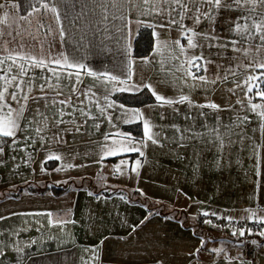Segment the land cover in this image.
<instances>
[{
	"label": "crops",
	"instance_id": "0c3cea01",
	"mask_svg": "<svg viewBox=\"0 0 264 264\" xmlns=\"http://www.w3.org/2000/svg\"><path fill=\"white\" fill-rule=\"evenodd\" d=\"M45 2L49 7L57 4L59 22L56 15L37 0H31L34 8L29 7V0H0V59L15 58L18 54L47 58L50 51L56 55L79 48L78 54L85 56L86 62L97 69L101 65L112 68L121 62L120 49L109 38L112 24L120 23L111 19L112 13L119 14L117 8L108 5L109 19L103 21L102 9L94 0ZM184 2L190 9L184 24L209 37L202 41L203 47L190 49L189 54L193 51L195 54L210 53L204 56L211 61L207 64V72L201 71L199 75L215 81L195 88L190 95L197 105L215 103L219 109L165 105L161 117L155 109L159 104L148 88L117 93L111 99L118 105L136 109L152 126L157 124L153 131L159 133L160 144L147 142L143 157L138 153H127L102 159L101 145L106 133L130 131L136 139H142L143 122L125 124L118 118L122 111L119 107L106 110L112 123L100 117L95 105L81 94L92 83L89 77L85 76L78 91L71 94L63 87L60 90L46 87L41 91L34 85L31 93L35 98L44 99L35 100L31 112L33 123H29L28 131L16 134L17 148L36 147L38 144L29 146L28 143L44 138L43 141L51 143L56 150L78 149L74 140L67 147L59 142L66 137V132L73 139L83 136L86 140L82 142L81 157L58 154L60 159L38 161L36 164L42 167L34 169L31 179L35 181L13 187L19 189V194L33 195L35 204L0 215V264H264V235L260 234L264 232V223L257 222L264 220V129L249 104L251 100V103L264 105V99L256 96V87L248 93V85L243 83L247 76L259 77L250 83L264 91V68L258 67L264 64V44L255 30L243 41L229 30L235 27L234 21L241 16L239 12L235 14L233 9L221 6L215 22L201 18V23L194 25L188 18L193 15L189 5L191 0ZM227 2L229 0H225ZM85 4L87 7H83ZM135 4L139 6L128 4L121 9L126 10L131 21V58L135 63L130 83L162 84V91L157 93L176 97L179 91L172 92L171 87L158 79V65L142 63L144 57L136 55L134 49L140 32L146 28L144 24H164L155 29L158 37L153 36L154 45L157 39L169 43L181 39L178 26L167 23L171 19L169 13L175 15V5L159 3L157 8L163 9L159 15L142 16L139 15L143 7L140 0H135ZM200 11H208V5ZM262 13L264 8L259 5L251 12L243 11L242 16L249 17L246 24L251 25L258 22ZM137 19L143 23H135ZM106 25L108 31H105ZM61 28L67 43L61 41ZM233 40L237 41L235 45L231 43ZM181 43L186 45L187 42L181 39ZM233 53H239L236 59ZM151 54L152 51L145 57ZM152 59L156 57L152 56ZM11 63V59L6 60V65ZM35 74L38 75L39 70ZM94 91L98 94V103L103 106L100 89ZM184 91L188 92L187 89ZM69 95L72 105L86 110L91 108L98 119L93 121L76 112L63 116L65 123L57 124L58 117L45 107V103L51 105L53 101L68 100ZM138 98L144 103L134 105L133 101ZM150 98L152 101L148 100ZM7 101L11 105L10 96ZM54 107L64 106L57 103ZM37 108L48 117L46 125L44 116L37 114ZM65 111L72 112L73 109L67 107ZM94 123L100 125L99 129L92 127ZM138 125L142 128L140 138L134 135ZM173 125L181 130L192 128L197 133L209 135L192 138L189 132L186 134L189 139L173 142L171 137L180 136ZM36 128L43 129L45 135L34 131ZM213 128H218L222 147ZM31 131L39 136L29 137L27 133ZM6 141L3 149L14 145L12 138H6ZM24 158L27 156L21 157ZM137 158L141 159L138 176L131 172ZM123 159L128 160L127 165H120ZM49 160L52 165L48 166ZM117 165L123 174L115 172ZM57 168L61 170L57 171ZM53 188L60 191L55 192ZM45 213H51L53 221L69 222L63 227L53 226L48 223V217L41 215ZM248 221L254 224L249 229L251 234L249 230L243 231V235L241 231L233 234L231 225ZM245 246L258 250L255 261L246 256ZM97 247L98 258H93L88 249Z\"/></svg>",
	"mask_w": 264,
	"mask_h": 264
},
{
	"label": "snow or ice",
	"instance_id": "6c2138e0",
	"mask_svg": "<svg viewBox=\"0 0 264 264\" xmlns=\"http://www.w3.org/2000/svg\"><path fill=\"white\" fill-rule=\"evenodd\" d=\"M61 3H67V0H60ZM95 3L102 9V20L108 21L109 15L107 14V7L111 5L117 8L119 14L116 12L111 14V19L113 22L119 21V24L113 23L111 27V36L109 38L114 40L115 45H117L122 54L121 62L109 68L107 65H101L99 69L86 62V57L79 55V48H73L72 51H61L60 53L53 55L51 51L48 57H34L25 56L18 54L17 57H8L5 59H0V154L3 153V145L7 142L4 138H12L13 144L16 143V134L18 132H27L28 123L21 127L20 121L22 119L27 120L25 117V109L27 106V101L29 99V94L32 91L34 85H36L41 91H44L46 87H53L60 90L62 87L67 89L69 93H76L78 91V86L83 83V78L89 77L92 83L87 85L82 95L89 101L90 104H94L100 117H105L109 123H112L111 115H106L107 109H114L119 107L122 111L120 114V119L123 120L125 124H131L136 122H143V138L136 139L133 134L129 132H118V133H106L104 135V143L101 145L102 148V159L109 156L125 155L127 153H138L139 157L144 156L143 149L147 146V142L159 145L160 141L157 139L159 133L153 131V126L149 121L145 120L143 113L136 109H126L122 104L118 105L117 102L111 99L112 96L117 93L123 92H136L142 88H148V90L155 97L159 106L163 107L165 105L171 106L174 104H186L190 108H210L213 110H218L219 105L215 103L207 104H195L191 98L190 92L197 87H202L207 83H215V81H209L207 76L199 75L201 71L207 72V64L211 63L208 61L202 53L200 54H189L190 49H196L198 47H203L202 41L209 39L208 34L205 32L197 31L192 26H187L184 24V19L187 12L190 10L189 6L184 2V0H140V5H142V10L139 15L147 16L153 13L159 15L163 9L157 8V4L163 3L169 6L175 5L173 12L169 13L171 19L167 21L168 25H176L181 31V39L186 40V45L181 43V39L176 40L174 43H169L167 41H160L157 39L152 54L149 57L141 58L144 64H155L158 65L157 75L161 83L179 91V95L176 97H165L156 92L151 83L135 84L130 83L132 80V66L135 61L131 58L132 56V44L130 40V28L129 24L131 21L128 20V15L126 10H121L125 5L132 4L134 6H139L135 4V0H94ZM42 7L48 9L56 15V19L59 22L61 17L56 3H53L51 7L45 2V0H37ZM193 6V15L188 17L193 21L194 25L201 23V18L208 20L209 22H215L216 13L219 11L221 6L227 9L240 10L251 12L257 4L264 6V0H229L225 3V0H191ZM208 5V11L201 12L200 9L205 5ZM75 6V5H73ZM29 7L34 8L35 5L29 0ZM83 7H87L85 4ZM178 9V10H177ZM83 11V8L81 9ZM31 13H29L30 15ZM67 17V12H65V18ZM179 17V19H177ZM240 19L247 20L249 17L239 16L234 21L235 27L229 30L241 37V41L249 39L250 34L253 30L258 32L259 40L261 44H264V13L261 14L258 22L251 25L241 24ZM137 24H142L143 22L139 19L135 21ZM164 24H144V27L153 29L152 35L158 37V33L155 31L157 27H163ZM105 31H108L107 25ZM139 29H137V32ZM61 41L67 43L64 38V29L61 28L60 31ZM79 43V42H78ZM89 43H93L89 41ZM233 45L237 41H231ZM234 50H236L234 48ZM152 56L156 59L153 60ZM11 59L12 63L6 65V60ZM13 67L16 71L13 72ZM258 67L264 68V64L258 65ZM195 69V71H193ZM36 70H39V74H35ZM47 70V71H45ZM31 73V74H30ZM51 75H48V74ZM176 73H180L179 76ZM226 78V77H225ZM254 79H259L255 76H247L244 78L243 83L247 84V92L251 93L253 87L257 88V95L264 99V91L259 89L258 85H253L250 81ZM67 83H63V82ZM199 81L200 83H196ZM239 87L240 84L237 83ZM99 88L100 94H102L104 99V105L101 106L96 99L98 94L94 89ZM11 89V91H9ZM184 89H187L186 93ZM11 97L12 101L20 104L19 109H13L8 103L7 98ZM44 99V97L36 98ZM23 101V103H21ZM63 105V108L56 109L55 104ZM239 103V101H238ZM251 110L256 113L260 118L261 127L264 129V105L254 104L249 101ZM46 108H50L52 114L57 116L58 119L56 123H65L63 116L74 115V113L79 112L81 116H86L90 120H97L98 116L94 115L91 108L87 110L84 107H76L71 104V96L69 95L68 100L53 101L50 105L47 101L45 103ZM72 107V112H66L65 108ZM37 114L44 116V113L40 111L39 108L36 109ZM203 114V113H202ZM47 116H44V123H47ZM247 119V117H245ZM71 122V121H70ZM39 123V122H38ZM93 128L99 129L100 125L94 123ZM115 127V125H113ZM175 131L180 133L179 137H171L170 140L173 142L184 141L189 139L186 135L187 133H192V138L197 136H208L209 133H197L192 128H184L181 130L178 126L173 125ZM205 127H207L205 125ZM79 128H77V131ZM34 131L39 132L41 129L36 128ZM212 131L217 133V139L219 140L220 146H223V139L219 135L218 128H213ZM110 141V142H109ZM48 159H60V157L54 153H49ZM31 159V157H29ZM128 160L123 159L120 161V165H127ZM120 165L115 167V172L118 174H123L121 172ZM134 167L131 168V172L139 175V167L141 166V159L137 158L134 160ZM71 167V165H69ZM43 170V168H42ZM57 171L61 169L57 168ZM259 174V172L257 173ZM143 194V193H141ZM92 195V193H89ZM121 199H124L121 197ZM207 215V213H204ZM48 217V223L53 226L63 227L64 224L69 221L57 220L53 221L51 213L41 214ZM255 215V213H253ZM74 223V221H71ZM206 223H211L210 221H205ZM258 223H264V220H258ZM251 234V230H249ZM235 235V233H233ZM243 235V231L240 233ZM264 235V232L260 233ZM101 245L103 241L100 242ZM255 243V241H253ZM93 253V258H98V247L88 249Z\"/></svg>",
	"mask_w": 264,
	"mask_h": 264
},
{
	"label": "rangeland",
	"instance_id": "374dc122",
	"mask_svg": "<svg viewBox=\"0 0 264 264\" xmlns=\"http://www.w3.org/2000/svg\"><path fill=\"white\" fill-rule=\"evenodd\" d=\"M189 5L191 7V11H193V6L190 3H189ZM257 6H259V4H257ZM262 8H264V6H262ZM222 10L225 11L226 9H222ZM233 11L235 12V14H238V12L240 15L243 14V12L241 13L240 10H233ZM247 22L248 21H246L244 19H240L241 24H246ZM193 53H194V51L192 52V54ZM200 53H202L203 56H209L210 55V53L199 52V54ZM233 54L235 55V59L237 58V55H239V53H233ZM12 71L15 72L16 69L14 68ZM0 75H2V73H0ZM152 86L154 87L156 92L162 91V86H163L162 84H156V85H152ZM173 90H172V92L178 91V90H174V91ZM256 96L260 97L259 95H256ZM35 100H36V98L34 97L33 93H30L29 99L27 101L25 113H24L27 120L22 119L20 121L21 127H23L26 123H28V125H29V123H33V118H32L33 116H31V112H32V109L34 108ZM10 102H11L13 109H16L17 107H18L17 109H19L20 104H18L15 101H12V100ZM21 103H23V101H21ZM164 107L165 106H163V107L159 106V107L155 108V109H157L156 111L159 110L161 117L163 115L162 109H164V110L166 109ZM168 109H170V108H168ZM187 109L190 110L188 108V106H187ZM151 120H153V119H151ZM159 125H162V123L159 122ZM155 126L158 127L157 124L154 123L153 127L155 128ZM168 126H170V125H168ZM170 128H171V126H170ZM154 132H156V131H154ZM40 133L42 136L45 135V132L43 131V129L40 131ZM19 134L22 135V132L17 133V135H19ZM27 135L29 137L37 138V136H39V133H34L31 131V132H28ZM64 135L66 137L59 139L60 140L59 142L63 143L64 146L67 147L68 144L74 140L78 149H75L73 147H71V148L68 147L65 149L56 150V149L52 148L51 143H46V141H43V140H45L44 138H37V139H39L38 142L28 143L29 146L38 144V146H36V147H30V148H25L24 150H20L17 148V147H19V144H17V145L14 144V145H9V146L7 145L8 147H5V149H3V153L0 154V215L4 214L6 212H14V210H17V209L27 208V206L29 204H31L32 207L34 206V204H35L34 198L35 197L33 195H31L27 192L19 194L18 193L19 189L18 188L13 189V187L17 186V185H22L25 183L27 184V183H29L30 180H32L31 176H32V173L34 172V169L38 168V167H42V165H40V164L37 165L36 162L43 161V159L48 157L49 153H54L56 155H58V154L59 155H70V154H72L74 157H81L83 155V151L81 150V146L84 145V144H82V142H84L86 140V138H84L83 136H80V137L77 136L76 138L73 139L69 132H66V134H64ZM43 144H46V145H43ZM58 144L59 143H55V145H58ZM23 155L27 156V158L21 159V157H23ZM29 157H31V159H29ZM47 164H48V166L52 165L51 161L48 162ZM32 181H35V179H33Z\"/></svg>",
	"mask_w": 264,
	"mask_h": 264
},
{
	"label": "trees",
	"instance_id": "16d2710c",
	"mask_svg": "<svg viewBox=\"0 0 264 264\" xmlns=\"http://www.w3.org/2000/svg\"><path fill=\"white\" fill-rule=\"evenodd\" d=\"M153 45H154V37L152 35V30L150 28H144L140 32V35L135 42V48H134L135 54L140 56V57L148 56L151 53V51L153 50ZM148 100L152 101L151 98ZM133 102H134V105L135 104L140 105V104L144 103L141 101V98H138V100L135 99ZM131 104H132V100H131ZM141 130H142L141 125H138V127L136 129H134V135L136 137L140 138L142 136ZM4 139L6 140V138H4ZM54 191L59 192L60 190L55 188Z\"/></svg>",
	"mask_w": 264,
	"mask_h": 264
},
{
	"label": "built area",
	"instance_id": "2783aa9c",
	"mask_svg": "<svg viewBox=\"0 0 264 264\" xmlns=\"http://www.w3.org/2000/svg\"><path fill=\"white\" fill-rule=\"evenodd\" d=\"M214 222H216L215 224L220 225V222H217L215 220H214ZM231 226H232L231 230L233 233H238V232L240 233V231L247 232L251 227L254 226V224L251 223L250 221H248V222H244V223H240V224L235 223ZM245 252H246V256L252 261H255L258 257V254H259L257 249H252V248H249L248 246H245Z\"/></svg>",
	"mask_w": 264,
	"mask_h": 264
}]
</instances>
